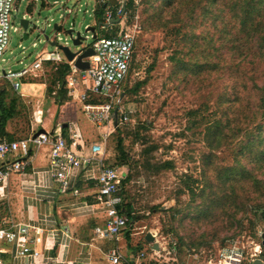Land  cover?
I'll return each instance as SVG.
<instances>
[{
	"label": "rangeland",
	"instance_id": "obj_1",
	"mask_svg": "<svg viewBox=\"0 0 264 264\" xmlns=\"http://www.w3.org/2000/svg\"><path fill=\"white\" fill-rule=\"evenodd\" d=\"M53 1L20 0L19 11L13 13L15 25L28 13L33 26L27 39L20 38V32L12 33L1 62L0 88L10 90L8 101L13 93L22 98L10 120L15 139L29 138L42 127L47 131L59 128L61 85L52 84L56 69L44 63L24 78L37 84L23 96V81L12 79L20 83L16 90L7 83L3 69L18 70L34 61V53L52 50L47 37L57 36L56 23L62 24L60 44L67 42L72 50L76 48L70 28L83 37L92 34L86 33V26L94 25L96 19L94 0L81 8L77 4L74 13H66V20ZM165 1L135 0L127 12V26H139L136 56L124 85L125 103L132 113L106 142L110 163L122 162L117 148L120 138L127 152L125 168L130 180L125 194L136 218L120 234L136 239L132 254L138 259L139 253L140 264H209L223 247L236 243L246 246L244 264H249L255 245L264 247V218L255 213L257 207H264V131L255 130L264 125V14L256 15L264 0H201L194 11L199 0H181L162 18L161 12L156 16ZM250 3L256 12L245 20ZM171 19L170 28L180 29L179 34L163 26ZM92 42V38L84 39V43ZM78 88L81 93L83 86L78 84ZM65 89V102L77 115L69 109L61 122L78 120L88 144L102 139L68 82ZM45 121L49 123L44 126ZM13 222L0 201V227ZM148 232L156 235L160 250H153L146 241ZM102 246L106 253L117 244ZM150 254H161L164 261L159 263Z\"/></svg>",
	"mask_w": 264,
	"mask_h": 264
},
{
	"label": "built area",
	"instance_id": "obj_2",
	"mask_svg": "<svg viewBox=\"0 0 264 264\" xmlns=\"http://www.w3.org/2000/svg\"><path fill=\"white\" fill-rule=\"evenodd\" d=\"M73 1V5L70 2ZM20 0H0V71L1 62L5 61L2 57L8 50L12 42V33H19L23 38L24 30L21 25L13 23L14 12L19 11ZM54 4H59L63 10L62 18L66 20L67 14L74 13V8L78 4L81 7L87 6L88 0H54ZM49 4V3H48ZM104 11L101 20H98L97 12L101 5ZM125 0H94L92 9L95 16V30L87 31L83 38H92V43H84L82 48L91 47L94 54L84 58L89 61L87 69H80L75 65L77 55L73 60H68L60 45L62 24L54 39H48V43L56 42L51 45L52 50L43 49L37 52L31 64H24L18 70L8 71L3 76L8 80L14 77L21 78L32 74L34 71L43 68L45 62L54 64L67 63L70 72L67 76L68 87L71 94L75 93L77 85L83 86V91L78 94L83 102V113L86 118L97 128L102 139L87 143L79 131H74L70 138H66L61 132L47 131L38 136L29 138L2 140L0 141V182L4 181L11 172H24L29 165L32 152L37 151L43 146H49V167L51 174L60 184L63 194L70 191L69 178L85 174V180L93 182L95 186L94 202L84 201L94 214H103L105 220L102 224L94 228L96 238H116L129 226L130 219L124 211V195L122 194L124 179L129 172L125 166H116L107 162L108 158L106 142L112 131L119 125L126 124L132 113V109L125 103L124 85L132 71L134 62L137 33L139 26H127ZM72 5V6H71ZM30 8V2L27 6ZM124 15L122 13L124 12ZM88 11V9H85ZM16 17V15H15ZM30 14L26 13L22 18L30 19ZM120 18L119 23H112V20ZM33 27L30 25L29 28ZM101 32V35L98 33ZM47 43V44H48ZM33 47L37 43L32 44ZM23 53L25 47L21 46ZM84 49L81 51L83 52ZM80 52V53H81ZM79 53V54H80ZM23 63V61H20ZM4 70V69H3ZM1 78V76H0ZM18 88L19 82L14 83ZM78 88V87H77ZM91 95H100L101 98H93ZM75 96V95H73ZM93 101H89V99ZM117 113L118 125L115 126L114 115ZM78 194L77 190L74 191ZM44 229L38 225L13 224L10 227L0 228V245L6 243L15 244V257L21 264H38V259L42 256L41 250ZM264 247L256 244L254 253L251 254L249 264L255 259H262L264 264ZM248 252L246 246L241 244H228L217 254L216 258H211L209 264H244L247 260ZM144 255V254H142ZM111 264H119L122 254L118 247H111L108 250Z\"/></svg>",
	"mask_w": 264,
	"mask_h": 264
},
{
	"label": "crops",
	"instance_id": "obj_3",
	"mask_svg": "<svg viewBox=\"0 0 264 264\" xmlns=\"http://www.w3.org/2000/svg\"><path fill=\"white\" fill-rule=\"evenodd\" d=\"M36 54L37 52L34 53V58ZM25 77L20 78L24 85L23 91L20 92L23 96L29 95L31 93L30 86L34 87L33 85L37 84L25 81ZM15 82L18 81H10L13 87ZM77 87L73 95L79 97L80 91ZM14 88L18 90V88ZM67 104L68 102H65L60 107L58 113L59 128L54 127L51 132H61L65 136L62 129L67 127L66 136L69 135L70 138L74 131H79L85 140L83 133L86 130L78 120L61 122L64 112L69 109L71 112H75ZM57 112L58 105L51 115L54 117ZM41 114L42 110H39L36 116L37 123H40L39 116ZM10 120L7 122L4 131L5 136L2 137V140H8L10 137L16 138ZM45 122L44 126L49 123ZM93 128L95 127L93 126ZM37 131L34 130L32 134L34 135ZM49 156V146H43L37 151H33L29 165L24 172H11L4 181L0 182V201L5 204V210L12 214L13 223H28L41 226L44 229V244L41 247L43 254L37 260L38 264H111L108 256L109 248L106 253L102 249L104 243L112 246L117 244L116 247L122 254L119 264H140L139 253H137L138 259L135 258L136 254H132L135 238L122 234L116 238L95 237L94 228L104 222L105 216L92 213L90 208L84 204V201L94 202L95 186L93 182L85 180L84 173H79V176H71L69 178L70 191L63 194L59 182L51 174ZM75 190L78 192L77 195L74 193ZM15 250V244H1L0 264H21L15 257ZM150 255L153 257L151 259L159 263L164 261L160 258L161 254ZM29 260L26 261V264Z\"/></svg>",
	"mask_w": 264,
	"mask_h": 264
},
{
	"label": "trees",
	"instance_id": "obj_4",
	"mask_svg": "<svg viewBox=\"0 0 264 264\" xmlns=\"http://www.w3.org/2000/svg\"><path fill=\"white\" fill-rule=\"evenodd\" d=\"M180 1L181 0H179V1L178 0H166L164 5H163V6H165V8L161 11V9L163 7L162 6L160 8V10L156 12L155 15L158 16V14L161 12L159 14V16H161V18H162L163 14L165 13L166 10L175 9V7L179 4L178 2H180ZM258 1L262 2L263 0H258ZM134 2H135V0H128L127 1V4H126V11L127 12L131 8H133ZM200 3H201V0H199L196 5H193L192 10L194 11L195 8L198 9ZM254 9H255L254 5L250 3L248 5V9L246 10V18H245V20L249 19L248 16H250L253 13L256 12V9L255 10ZM103 11H104V5L102 4L100 6L98 12H97V17H98L99 21L101 20ZM263 11H264V5L260 6V10L257 12L256 15L258 16V15L264 14ZM154 18H157V17H154ZM169 23H173V20L171 19L168 22H163V26L165 28L170 29L169 30L170 32L175 30V33L179 34V32H180L179 30L180 29L178 28L179 30L177 31L175 28H170ZM135 56H136V48H135L134 59H135ZM45 64H52L53 68L56 69L54 74H53L52 84H60L61 85V87H60L61 93L57 96L58 97L57 103L62 105L65 101H67L66 96H64V94L67 92L66 89H65V86L67 84V79L66 78H67V76H68V74L70 72V66L68 64H66V63L54 64V63H51V62H45ZM29 82H34V81H29ZM7 83L11 84L10 82H7ZM140 84H142V83H140ZM140 84H138V85H140ZM49 92L52 93L53 90L50 88ZM10 93L11 92H10V90L7 87L0 88V141L2 140V137L5 136L4 131H5V127L7 125V122L10 119H12V118H14L16 116V113L18 111L19 102L22 99L20 96H18V94L13 93L12 98L8 101L7 100V96H9V95L11 96ZM15 95H17V96H15ZM261 105L263 107L262 115L264 116V98L261 100ZM123 125L124 124L119 125L117 127V130L119 129V131H120L121 127ZM62 130H63V134L66 136L67 127H63ZM255 130L258 131L261 134L264 131V125L259 124ZM8 140L11 141V140H14V138L10 137V139H8ZM117 148H118V150H119V152L121 154V158H122L121 161L122 162L120 164H118V163L117 164L116 163H112V164L116 165V166H126V164H127V159H126L127 158V152L125 151L124 141H123L122 138L119 139V141L117 143ZM107 162H109V160H107ZM129 180H130V172H129L128 176L124 179V181L122 183V186H123L122 194L124 195V198H125L124 211H125V213L128 215V217L130 219V222H129V224H130V223L133 222V220L136 217H135V214H134L133 206L128 203V201L126 199V194H125L126 184L129 182ZM255 213L258 214V215H261L264 218V207H257L256 210H255Z\"/></svg>",
	"mask_w": 264,
	"mask_h": 264
},
{
	"label": "water",
	"instance_id": "obj_5",
	"mask_svg": "<svg viewBox=\"0 0 264 264\" xmlns=\"http://www.w3.org/2000/svg\"><path fill=\"white\" fill-rule=\"evenodd\" d=\"M124 13H125V9H124V12L122 13V15H124ZM20 22H21V25H22L23 30H24L23 38L27 39L28 38V30H29L30 25L32 24V21L29 19H26V18H22L20 20ZM119 22H120V18H116V19L112 20V23H119ZM54 29L59 30L60 26L56 23V24H54ZM94 30H95L94 26L86 27V32L87 31L94 32ZM68 33H69V35L73 41V45L76 49L72 50L70 48V46H68V45L67 46L60 45L61 49L64 51L65 55L67 56V59L70 61L73 60L77 55H79L76 58L75 65L80 69H83V70L87 69L89 67V61L84 60V58L94 54V50L91 47L86 48V49L82 48L84 38H83V33H81L80 31H76L75 29L70 28L68 30ZM48 39L49 38L47 37V40ZM55 44H56V42H51V45H55ZM83 49H84V51L81 52ZM5 73H6V71L3 70V74H5ZM114 118H115V126H117L118 125L117 113H115ZM44 132H46V130L41 128L33 135V137H36L40 133H44ZM145 239L149 244H151V248L153 250H159L160 245L156 239L155 234H153L152 232H148ZM263 244H264V241H263ZM252 264H262V259H257Z\"/></svg>",
	"mask_w": 264,
	"mask_h": 264
}]
</instances>
